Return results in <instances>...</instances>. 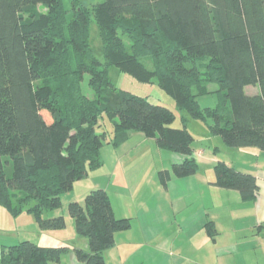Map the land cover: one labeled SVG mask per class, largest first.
I'll use <instances>...</instances> for the list:
<instances>
[{"label": "trees", "instance_id": "16d2710c", "mask_svg": "<svg viewBox=\"0 0 264 264\" xmlns=\"http://www.w3.org/2000/svg\"><path fill=\"white\" fill-rule=\"evenodd\" d=\"M111 67L139 82L155 78L174 108L118 87ZM84 73L93 96L81 89ZM247 85L258 91L247 93ZM208 93L214 105L201 106L197 97ZM102 116L112 124L110 139L96 131ZM177 116L181 127L170 125ZM192 119L223 146L264 150V0H99L71 8L64 0H0V205L12 215L62 228L63 216L44 212L100 165L104 142L117 146L130 130L185 156L172 164L174 176L193 174ZM214 175L215 185L255 197L254 174L218 160ZM159 177L165 184L168 171ZM68 211L85 240L73 247L76 259L104 264L114 233L130 219L114 215L100 187L82 204L70 201ZM68 248L20 240L1 246L0 264H49Z\"/></svg>", "mask_w": 264, "mask_h": 264}, {"label": "crops", "instance_id": "0c3cea01", "mask_svg": "<svg viewBox=\"0 0 264 264\" xmlns=\"http://www.w3.org/2000/svg\"><path fill=\"white\" fill-rule=\"evenodd\" d=\"M201 136L210 145L216 144L213 147L219 151L217 155L203 156V151L192 149V155L201 159L198 162L208 166L206 172H199L197 161V170L184 177L174 176L168 168L160 169L158 177L162 170L168 171L169 177L165 184L159 177L164 188L158 187L154 196L147 186L135 198L143 186L142 176H137L136 170H132L134 179L133 172L125 175V165L132 158L115 160L107 185L100 188L107 190L114 215L128 217L130 225L114 233V245L104 251V264H264V150L228 148L205 130ZM147 138L140 131L130 130L117 146L104 142L100 155L104 147L113 157L121 151L129 152V140L147 142ZM169 152L167 160L171 166L185 158L183 154ZM218 160L255 175L258 188L252 200L242 199L236 189L213 183L214 164ZM113 176L118 179L114 181ZM158 191L161 195L157 196ZM170 192V212L161 214L160 204L167 202L161 198ZM208 222L212 231L207 228ZM77 239L79 246H84L85 240Z\"/></svg>", "mask_w": 264, "mask_h": 264}, {"label": "rangeland", "instance_id": "374dc122", "mask_svg": "<svg viewBox=\"0 0 264 264\" xmlns=\"http://www.w3.org/2000/svg\"><path fill=\"white\" fill-rule=\"evenodd\" d=\"M97 1L99 0H64V3L67 8H71L72 2L82 6H90ZM39 7L42 8L41 6ZM94 44L95 47H97L99 42L95 40ZM109 73L111 79L118 87L129 89L137 94L147 95L151 101L160 102L168 105L170 108H174L173 98L156 86L155 78L153 79V83L148 84L139 82L136 78L125 72L116 70L114 67L110 68ZM87 80L88 74L84 73L83 79L81 81V89L88 96H93V91L88 86ZM207 86L210 90L217 87L215 83H209ZM245 91L247 93H255L258 91V86L247 85ZM197 99L201 106H212L216 101V98L212 93L200 95L197 97ZM43 112L47 114L46 110H44ZM99 120L102 126L97 127V133L101 134V131L103 130L107 135L106 138L110 139L112 137V135L110 134L112 130V124L105 116L100 117ZM198 124L201 125V127H199ZM170 125L173 127H181L182 123L179 116H177ZM188 128L194 137L191 143L193 151H203V156L204 154L213 155L214 153H216L217 155L219 153V151H216L213 147L216 146V144L213 146L210 145L208 141L204 140L203 137L205 136H201V133L203 130H205V128L199 121L193 119L190 120V122L188 123ZM147 139V142H137L134 140H129V144L127 145L130 147L129 152L121 151L114 157L106 147L101 150L100 165L93 169H87L80 179H77L73 182V186L70 190L60 194L61 204L56 208H51L48 211L44 212V217H54L58 215L63 216L65 224L62 228H51L45 230L41 229L32 214L23 212L14 216L8 211V209H6L5 206L0 205V250L2 245L15 244L20 240H30L39 245H58L59 243H61L68 245V250L64 251L60 255L59 261H50L49 264H81V262L78 261L75 257L73 247L80 245L78 242L79 239L77 238L82 237L76 233L74 220L70 216L68 211V203L75 200L82 204L84 196L89 190L101 187V185L105 187V185H107L108 183L115 160L117 161L121 157L123 159L128 157L132 158L130 163H127L125 165L126 176L135 170L137 176H142V189L140 193L134 195V197L138 198L143 192L144 188L147 186H149L150 193L152 194V196H154L157 188L163 187L158 177V171L163 168H168L171 171V163L167 160V154H170V152L169 150L167 151L158 149L155 138L148 137ZM137 152L138 154L136 156H133ZM194 157L197 162L201 160L198 156ZM120 163H122V161ZM198 164H200V162H198ZM199 168L200 173H205L208 169V166L202 163L199 165ZM134 176L135 173L133 172V179ZM117 179V176H113L114 181H116ZM128 183L129 180L124 186H127ZM108 187L110 189L114 188H112L111 185H109ZM128 192V190H124L123 193L128 194ZM157 193V196L161 195L160 191H158ZM170 194L171 192L161 198V201H163L164 199L165 201H167L163 204H160L161 214L170 212V206L168 203V197L170 196Z\"/></svg>", "mask_w": 264, "mask_h": 264}]
</instances>
